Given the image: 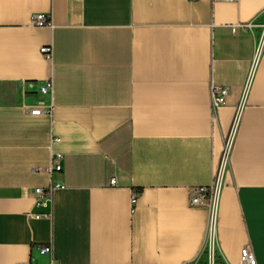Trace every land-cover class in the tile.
Masks as SVG:
<instances>
[{"label":"crops","instance_id":"obj_1","mask_svg":"<svg viewBox=\"0 0 264 264\" xmlns=\"http://www.w3.org/2000/svg\"><path fill=\"white\" fill-rule=\"evenodd\" d=\"M263 23L264 0H0V264H190L208 230L190 191L218 171V262L264 264ZM49 81L51 115H30L25 83Z\"/></svg>","mask_w":264,"mask_h":264},{"label":"built area","instance_id":"obj_2","mask_svg":"<svg viewBox=\"0 0 264 264\" xmlns=\"http://www.w3.org/2000/svg\"><path fill=\"white\" fill-rule=\"evenodd\" d=\"M212 1H225L232 2L236 0H212ZM30 25L32 27H45L50 26V18L44 15L38 14L31 17ZM253 27L252 23H248L245 26L238 25L236 27H232V32L235 33L237 29L246 30L251 29ZM259 43L258 47H260L264 42V23L261 25L260 35H259ZM40 55L46 59L51 60L52 58V49L50 47H43L39 50ZM246 90V87L244 91ZM23 94L26 96L27 94H35L40 97L45 98V101L41 102L39 105L33 106L29 112L32 116H50L53 110L52 103V94L53 87L51 82L44 83L38 87H35L34 83H25V88H23ZM245 92H243L244 96ZM229 95V90L225 87H219L215 85H211L210 88V101H211V110L213 119H215V115L217 111L226 104L227 97ZM241 103L238 105L237 113L239 114L241 109ZM58 140H55L57 142ZM229 157V144H226V147L223 152L222 165L226 164ZM62 154H52L51 163L47 169V173L50 176L57 175L62 172ZM221 173L215 174L210 185L207 186H198L192 188L189 195L188 205L193 209H203L208 213V230L205 243L200 251L198 257L190 263V264H219L218 257L214 251V239H213V231L216 220V211H217V203L219 198V192L221 188ZM116 181L112 179L110 181V185H115ZM61 186L57 182H51L49 187L43 192L41 190L35 191L36 199L43 205L47 206L51 199L52 193L55 189L60 188ZM136 195L134 194L132 203H135ZM39 252L42 255H51V248L49 246H44L39 249ZM241 262L242 264H256L255 258L251 252L249 246L244 247L241 251ZM49 264H58L54 259L50 260Z\"/></svg>","mask_w":264,"mask_h":264},{"label":"trees","instance_id":"obj_3","mask_svg":"<svg viewBox=\"0 0 264 264\" xmlns=\"http://www.w3.org/2000/svg\"><path fill=\"white\" fill-rule=\"evenodd\" d=\"M140 193H141V189H137V191H136V193H135L136 198H137V196H138Z\"/></svg>","mask_w":264,"mask_h":264}]
</instances>
